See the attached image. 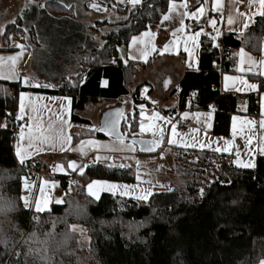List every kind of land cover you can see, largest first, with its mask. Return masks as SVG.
<instances>
[{
    "label": "trees",
    "instance_id": "obj_1",
    "mask_svg": "<svg viewBox=\"0 0 264 264\" xmlns=\"http://www.w3.org/2000/svg\"><path fill=\"white\" fill-rule=\"evenodd\" d=\"M31 1L36 19L27 21L28 9L6 25L0 52L15 51L12 43L18 40L34 55L32 49L42 50L49 43L52 48L45 49L49 50L45 57L54 71L62 72L60 66L72 67L75 62L77 72L51 87L0 80V125H4L0 126V205L11 202L10 209L0 211V264H256L264 256V156L256 157L253 168H239L227 154L178 148L171 191L154 193L147 201L107 194L93 199L86 192L88 182L134 183V170L93 164L81 175H47L49 169L40 160L17 162L13 129L19 123V94L33 92L69 97L71 120L87 126H92L91 121L79 114L90 106L129 99L132 108L120 124L126 140H142L137 133L139 112L154 109L164 115L211 110L212 133L227 136L240 101L246 103L245 114L258 115L255 95L222 92L220 84L223 74L232 70L233 50L261 53L264 16L259 15L242 35L224 32L218 47H213L211 37H202L198 68L185 70L170 93L176 105L162 109L143 99L141 89L147 82L130 86L151 60H127L125 52L134 35L159 23L172 0H141L117 9L127 15L122 21H96L90 28L102 32L100 45L76 22L73 0ZM78 54L76 63L73 57ZM219 55L221 60L215 61ZM43 58L40 53L39 59ZM259 81L264 88V81ZM85 136L108 137L95 129L73 137V142ZM152 143L150 153H138L158 152L161 141ZM54 156L60 161L67 157ZM37 173L69 187L61 205L53 204L42 213L33 212L21 200L24 180L35 181ZM71 178L78 183L72 184Z\"/></svg>",
    "mask_w": 264,
    "mask_h": 264
},
{
    "label": "crops",
    "instance_id": "obj_2",
    "mask_svg": "<svg viewBox=\"0 0 264 264\" xmlns=\"http://www.w3.org/2000/svg\"><path fill=\"white\" fill-rule=\"evenodd\" d=\"M73 1L81 4L82 8L84 7L85 0ZM170 2L174 4L172 12L169 13L168 5L164 14L169 15L170 18L164 20L163 16L161 18L163 21L160 20L158 26L150 27V29L148 28L137 35L142 36L145 34L144 32L151 30L149 31L151 33L150 41L147 43L141 40L136 45H129L125 52L127 60L139 62L146 59L151 60L150 66L153 63H161L159 70L164 75L155 86L152 85L153 87L149 89L151 92L147 93L148 95H142V97L145 100H150L153 106L162 109H170L176 105L175 97L170 96V93L177 88L185 70H196L198 68L202 37L209 36L217 44L218 39L224 32L240 34L237 30H242V32L246 30V28H243L242 21L247 22L249 27L261 11L258 3L254 2L249 5L247 0H222V7L219 10L213 7V0H202L200 3L199 0H172ZM185 2L186 7H184ZM71 5L75 10L76 6L72 3ZM125 5L134 6L128 0ZM198 5L204 9L202 14L197 15L195 18L188 15L181 16V13L196 12ZM18 8L21 9L22 5ZM117 9L115 8L112 11L111 18H106V20H124L125 18ZM238 11L247 15L240 17L237 14ZM229 14L234 18L232 25L227 22ZM249 17H251L250 20ZM75 19L77 23L86 24V19L78 18L76 14ZM181 20L183 21L182 24ZM212 21H215L214 27ZM91 26L93 25L88 27ZM5 27L6 25L0 26V38ZM197 32L200 33L198 36L195 35ZM91 36L99 45L102 43V32H91ZM217 36L218 38L214 40L213 38ZM170 43L173 46L162 52L161 46ZM157 46L159 50H156ZM13 47H15V51L0 52L1 81L15 82L20 80L24 86L28 87L39 85H50L48 87H51L57 86L63 76L69 77L77 72L75 62L72 67L60 66L62 72H58L54 71L55 68L50 65L48 67H45V65L39 66L38 62L35 61L37 58H32L33 61L31 62V58L25 57L29 54V50L24 46L14 45ZM186 48L188 51H185ZM240 50L235 49L232 51V70L223 74L220 90L243 96L255 95L258 99L259 110L258 115H247L245 114L246 103L240 101L237 107L238 113L231 116L227 136H216L212 133L214 113L211 110H185L176 114L164 115L159 110L154 109L139 112L140 123L137 128V133L142 140L161 141V148L156 153L152 152L154 154H139L137 145L130 140L122 138L124 140L121 143L123 133L121 129H119L120 139L107 134L108 137L102 139L85 136L73 142V137L85 135L101 126L105 114L109 122L118 119L121 123L123 116L132 108L130 100L123 99L90 106L86 111L79 114L91 121L92 126H87L71 120L72 102L69 97L22 92L18 96L17 116L22 117L18 119L19 122L23 119L28 122L22 124L23 128L21 126L15 138V159L19 163L29 159L40 160L47 165L48 169L54 168L55 172L52 176H69L71 173L81 175L86 167L93 164H106L116 169L132 168L134 170V183L107 180L88 182L85 186L86 192L93 199H99L101 195L107 194L137 200L136 195L141 194L144 190L150 189L152 195L168 191L171 189L174 158L178 148L227 154L232 157V161L237 167L253 168L256 157L258 155L264 156V127H261V121L264 120V88L260 86L259 81L260 79L264 81V75L257 74L258 72H264V64L261 63L264 62V39L259 55H253L244 50L246 56L243 65L240 64ZM79 58L80 54L74 56L73 61L77 63ZM175 58H180V61L172 65L171 61ZM49 77L53 79L52 84L49 80L45 81L50 79ZM225 77H230V79L226 80ZM242 81H247L250 84L254 83L257 88L251 90ZM147 83L151 85L149 82ZM21 104L24 106L23 112H21ZM119 108H124V114L119 115ZM141 125H143V131H141ZM29 126H31V132ZM21 130L24 132L23 140L19 138ZM29 135H31V140H29ZM18 147L23 153H27L23 156V162L17 156ZM54 155H67V157L60 161L55 160ZM97 157H100V159H97ZM70 162H74L75 166L69 167ZM249 163H251V166H244ZM93 181L101 182L93 185L95 196L90 195L88 189V185L92 184ZM109 185H116L117 187L110 189ZM68 193L69 187L62 188L52 177H41L35 181L24 180L21 200L33 212L42 213L48 211L53 204L61 205ZM25 201H27V205ZM57 201H60V203H57ZM37 204L41 205L39 211L36 208ZM262 262H264V256L256 264H262Z\"/></svg>",
    "mask_w": 264,
    "mask_h": 264
},
{
    "label": "rangeland",
    "instance_id": "obj_3",
    "mask_svg": "<svg viewBox=\"0 0 264 264\" xmlns=\"http://www.w3.org/2000/svg\"><path fill=\"white\" fill-rule=\"evenodd\" d=\"M65 1H69V0H63L62 2ZM31 0H0V26L3 27L5 25H8V23L10 24V22H14L16 17L18 15H20L22 12L26 11L29 9V12L26 14L27 17V21L30 20H35L36 19V14L30 11V7L29 5L31 4ZM114 4L113 6L109 7L110 4V0H85V4L84 7L82 8L81 4H78L77 2H74L72 4H74L76 6L75 10H74V14H76V17L78 18H82V19H86V24H82V22H79L78 24H81L82 26H84V28H82V31L86 32L88 34V36H90L91 38V32H96L93 28H90L88 26L90 25H94V21H98V20H106V18H111L112 16V11L115 8H119V7H123L125 6V2H127V0H113ZM30 3V4H29ZM22 5V8H18ZM78 11V12H77ZM50 12H52V9H50ZM123 17L125 18L127 15L122 14ZM163 21V20H161ZM159 24H157L158 26ZM85 26H87L88 28H85ZM3 29V28H1ZM150 29V28H149ZM99 31V29H98ZM148 30L147 32H144L145 34H143L142 36H137L139 34L134 35L128 46L129 45H136V43H139L141 40H143L144 42H149L150 41V37H151V33H149ZM136 37V38H135ZM135 38V40L133 39ZM12 45H16V46H20L23 47L24 45L20 42V41H13ZM47 46H50V44L48 43ZM45 46L44 48H42V50H40L41 48H39V50H35L32 49V51H34V55L32 54L31 51H29V54L25 55V57H29V59L31 58V62L33 61L32 58H37V60H35L36 62H38L39 66L45 65V67H48L50 64L48 62H46V60L48 59L46 56L47 52L49 50H45L46 48H52V47H47ZM172 43L167 44L166 46H161L162 48V52L168 50V48L172 47ZM25 47V46H24ZM29 50V49H28ZM156 50H159V47H156ZM35 51H38L37 53H35ZM40 53L43 55V59H39ZM30 55V56H29ZM177 56V55H176ZM175 56V57H176ZM144 61H147L144 60ZM143 61V62H144ZM180 61V58H175L173 61H171L172 65L178 63ZM161 63H153L152 66L147 67L146 69H140L137 74L135 75L132 83H131V87L136 86L139 83L142 82H149L148 86H143L141 89V94L142 95H148V91L150 88H152V85H156L162 78V75H164V73L159 70L161 68L160 66ZM50 79H46L45 81L49 80L52 84L53 79H51L52 77H49ZM71 77H68L67 79H70ZM124 108H119L118 112L119 114L122 113L124 114ZM82 238L86 240V236L82 235Z\"/></svg>",
    "mask_w": 264,
    "mask_h": 264
},
{
    "label": "snow or ice",
    "instance_id": "obj_4",
    "mask_svg": "<svg viewBox=\"0 0 264 264\" xmlns=\"http://www.w3.org/2000/svg\"><path fill=\"white\" fill-rule=\"evenodd\" d=\"M129 3H131L132 5H136V4H139L141 3V0H128ZM254 2L258 3L259 6H260V9L261 11L259 12V15L261 16H264V0H247V3L249 5L253 4ZM173 7H174V4L170 2L169 4V13L172 12L173 10ZM184 7H186V2L184 4ZM213 7L216 9V10H219L221 7H222V0H213ZM204 11L203 7L198 5L197 6V9H196V12H186V13H181V16L183 15H188L190 17H193L195 18L197 15L199 14H202ZM238 16L240 17H244L246 16L247 14L246 13H243V12H237ZM222 15V14H221ZM170 18L169 15H164L163 19L164 20H168ZM251 19V17H249V20ZM227 22L229 25H232L233 22H234V18L231 14H229L228 18H227ZM183 23V21L181 20V24ZM243 23V28H247L248 27V23L247 22H244L242 21ZM212 24H213V27L215 25V21H212ZM231 30V29H230ZM241 35H242V30H237ZM200 33L197 32L195 35H199ZM219 35V34H218ZM217 37H214L213 39H217ZM135 40V38H133ZM194 39V37H193ZM219 45L218 44H215L213 43V47H218ZM185 51H188V49L186 48ZM189 55H191V53H189ZM239 56H240V64L243 65L245 63V60H244V57L246 56V53L244 52L243 48H241L240 52H239ZM249 59H251L249 57ZM262 64H264V62H261ZM242 70V69H241ZM258 75H264V72H258L257 73ZM226 80L230 79V77H225ZM243 83L246 84V86L251 89V90H255L257 88V85L254 84V83H248L247 81H242ZM47 86H50V85H47ZM21 99H23V97H21ZM24 110V106L23 104H21V112H23ZM22 117L20 115L17 116V119H21ZM0 126H4V125H0ZM261 127H264V120L261 121ZM23 128V126H22ZM115 129V122H113L112 125H105L102 129H100L101 131H105L106 134H112V132L114 131ZM29 131L31 132V126H29ZM141 131H143V125H141ZM19 138L20 140H23L24 139V132L23 130H21L20 134H19ZM118 139H120V137L118 136ZM29 140H31V135H29ZM121 143H123V140L121 139ZM169 143H171V141H169ZM147 151H152L153 148L150 147L148 149H146ZM27 153H23L21 151V149L18 147L17 148V156L21 159V162H23V156L26 155ZM97 159H100V157H97ZM74 162H70L69 163V167H74ZM123 166V165H122ZM245 167H248V166H251V163L247 164V165H244ZM98 183H101V182H98V181H93L92 184H89L88 185V189H89V194L90 195H93L95 196L96 193L93 191V185L95 184H98ZM110 189H114L116 188L117 186L116 185H109L108 186ZM121 187H127V186H121ZM169 191H171V189H169ZM201 194H202V190H201ZM152 195V192L150 189L148 190H144L141 194H138L136 195V199L137 200H144V201H147L148 197ZM57 203H60V201H57ZM25 204L27 205V201H25ZM40 207L41 205L37 204L36 205V208H37V211L40 210ZM10 209L11 208V202H4L2 205H0V211H3L4 209ZM262 264H264V262H262Z\"/></svg>",
    "mask_w": 264,
    "mask_h": 264
},
{
    "label": "water",
    "instance_id": "obj_5",
    "mask_svg": "<svg viewBox=\"0 0 264 264\" xmlns=\"http://www.w3.org/2000/svg\"><path fill=\"white\" fill-rule=\"evenodd\" d=\"M112 113V112H111ZM110 113V114H111ZM113 114V113H112ZM122 113H120L119 115H121ZM113 119H114V116H113ZM115 120V119H114ZM113 120V121H114ZM115 125H116V127H115V129H114V131L112 132V134H108V136L110 135V136H114V137H116V138H118V136H120V121H118V119H116L115 121ZM112 125L113 124V122H109V120L107 119V115L105 114V116H104V119H103V121H102V123H101V126H99V127H97L96 128V130H97V132H99V133H103V134H106L105 133V131H101L100 129H102L105 125ZM107 135V134H106ZM121 139H122V137H121ZM122 140H124V139H122ZM130 141H132L133 143H135L136 145H137V147H138V150H140L141 152H144V153H147V152H150V151H147L146 149H148V148H150L151 146H150V144L152 143V141H145V140H133V139H131ZM153 144V143H152Z\"/></svg>",
    "mask_w": 264,
    "mask_h": 264
},
{
    "label": "built area",
    "instance_id": "obj_6",
    "mask_svg": "<svg viewBox=\"0 0 264 264\" xmlns=\"http://www.w3.org/2000/svg\"><path fill=\"white\" fill-rule=\"evenodd\" d=\"M218 60H221V56H220V55L215 57V61H218ZM214 67H215L216 70L220 71V65L218 64V62H215V63H214ZM212 108H214V106H212ZM27 122H28V121H27L26 119L21 120V121H20V122L14 127V129H13V134L17 136V134H18V132H19V130H20L22 124H26ZM54 172H55V170H54V168L52 167V168L49 169V172H48L47 175H49V174L52 175ZM44 176H45V173H37V178H36V179L39 180L41 177H44ZM70 182H71L72 184H77V183H78V181H77L75 178H71V179H70ZM32 219L34 220V217H33Z\"/></svg>",
    "mask_w": 264,
    "mask_h": 264
}]
</instances>
